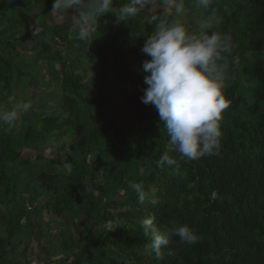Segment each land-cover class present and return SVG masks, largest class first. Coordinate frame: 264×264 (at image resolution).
<instances>
[{"label": "trees", "instance_id": "1", "mask_svg": "<svg viewBox=\"0 0 264 264\" xmlns=\"http://www.w3.org/2000/svg\"><path fill=\"white\" fill-rule=\"evenodd\" d=\"M156 2V12L145 9L127 23L100 17L80 41L70 22L54 23L53 0H0V101L10 106L45 78L61 93L57 112L0 127V264H27L20 254L32 241L43 264H264V0H212L208 9L183 0L193 20L214 15L213 30L233 42L220 152L198 160L181 158L155 107L141 102V68L150 59L142 47L155 27L148 18L176 21ZM34 25L40 30L27 55L18 41ZM65 137L54 157L44 155ZM165 152L175 164L159 168ZM130 182L143 183L145 204ZM117 192L122 200L111 199ZM44 212L85 218V228L65 222L55 240L43 239ZM148 217L161 234L186 224L198 240L173 236L157 262L141 226Z\"/></svg>", "mask_w": 264, "mask_h": 264}, {"label": "clouds", "instance_id": "2", "mask_svg": "<svg viewBox=\"0 0 264 264\" xmlns=\"http://www.w3.org/2000/svg\"><path fill=\"white\" fill-rule=\"evenodd\" d=\"M161 2L176 13L183 10V0ZM211 2L196 0L201 9H208ZM154 3L155 0H126L114 6L116 0H53L51 12L66 15L72 10L75 39L87 41L100 17L111 13L117 24L127 23L129 18L151 8ZM147 22L155 27L142 47V52L150 59L145 60L141 68L146 74L144 83L147 85L141 102L155 107L159 120L167 129L170 145L181 158L198 160L206 155H219L222 114L230 104L224 88L226 54L232 52V36L213 30L214 24L220 23L214 15L202 20L198 32L193 33H189L179 20L169 22L151 15ZM30 107V102H21L10 111L0 112V122L12 126L18 119V110L26 112ZM156 164L164 168L174 165L175 160L165 152ZM129 188L136 194L138 203L145 204L148 194L143 183L130 182ZM141 226L144 235L151 240L157 262L163 259L162 249L170 245L173 236L187 244H195L198 240L197 234L186 224L163 234L152 217L145 218Z\"/></svg>", "mask_w": 264, "mask_h": 264}, {"label": "rangeland", "instance_id": "3", "mask_svg": "<svg viewBox=\"0 0 264 264\" xmlns=\"http://www.w3.org/2000/svg\"><path fill=\"white\" fill-rule=\"evenodd\" d=\"M158 9V3L155 0V3L151 8H149L150 13L156 12ZM164 11L166 13L172 14L175 16L176 20H179L181 23H183L188 30L189 33H193L194 30L199 28V21L193 20L190 10L189 9H183L180 13H176L174 9L168 10L164 7ZM73 11L68 10L66 15L63 14H54L53 13V21L54 23H71V29H76L75 20L72 19ZM36 22L38 21V17H36ZM40 29L37 27V25L32 26L29 29L28 36L24 39H20L18 41V48L22 53H25L27 55L32 54V45H33V37L36 32H38ZM27 38V39H26ZM251 56L254 57L255 54L251 53ZM46 70V65L44 62H38L35 71L38 72V74H43ZM15 93H18V91H15ZM61 93L58 88V84L51 80L50 78H45L43 83L37 82L34 87H31L24 95L23 98H15L13 101H11L10 106L6 105L4 102L0 101V109L2 111H10L12 108L16 107L17 104L21 102H30L31 107L28 109V111H22L18 110V119L13 123L15 124V129L19 127V125L22 122L30 121L33 118V115L35 113H44V114H50L55 113L58 111V99L60 97ZM6 124L3 122H0V127L3 128ZM63 141L67 142V138L65 137L61 142H55L53 145L44 151V155L46 157H54L56 154L57 144L62 143ZM22 155L24 157H34L35 152L33 149H24ZM68 169V166H66ZM62 170V169H60ZM102 180L100 177L97 179V183H100ZM89 190L96 193L92 188L89 186ZM122 192H117L111 196L112 200H122ZM1 208H3L0 205ZM116 211H119L116 210ZM65 222H73L75 223L77 229L79 231H82L85 228L86 220L85 218H78L73 217L69 214H65L62 217H57L54 215H49L46 212L43 213V226L41 229V232L43 233L42 238L46 240H55L57 237V232L59 230V227L63 225ZM45 223H49L50 227H47ZM110 228H114L115 223L109 222L106 224ZM22 250V247L20 248ZM21 260L25 261L27 264H43L44 261L40 255L39 249L37 247V243L35 241H32L29 248L27 249L25 255L20 254ZM50 264H54L53 262H50Z\"/></svg>", "mask_w": 264, "mask_h": 264}, {"label": "built area", "instance_id": "4", "mask_svg": "<svg viewBox=\"0 0 264 264\" xmlns=\"http://www.w3.org/2000/svg\"><path fill=\"white\" fill-rule=\"evenodd\" d=\"M30 209V208H29Z\"/></svg>", "mask_w": 264, "mask_h": 264}]
</instances>
